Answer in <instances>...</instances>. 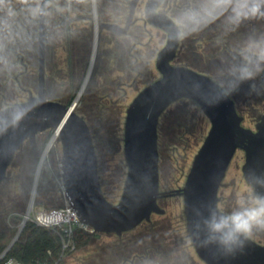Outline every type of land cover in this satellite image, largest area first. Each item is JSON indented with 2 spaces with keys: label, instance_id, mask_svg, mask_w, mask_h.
Returning a JSON list of instances; mask_svg holds the SVG:
<instances>
[{
  "label": "water",
  "instance_id": "1",
  "mask_svg": "<svg viewBox=\"0 0 264 264\" xmlns=\"http://www.w3.org/2000/svg\"><path fill=\"white\" fill-rule=\"evenodd\" d=\"M39 1L36 94L28 92L25 101L6 104L0 110V185L23 143L28 141L36 154V135L52 130L61 145L60 176L65 201L72 208L70 211L76 212L78 220L89 227V234L121 236L142 222H148L152 214L163 215L159 199L178 196L182 198V214L190 244L204 264H264V244L250 237H241L242 244L228 247L206 242L210 235L206 222L214 213L217 217L226 215L218 208V190L237 150L244 154L241 173L245 183L252 189L253 196L264 197V114L255 123L254 130L243 127V118L221 86L206 75L171 65L179 31L166 15L155 13L161 0H147L145 20L163 30L167 40L155 60L159 78L143 87L125 109L122 154L126 173L118 201L109 202L101 190L89 127L75 112L90 69L69 106L45 97L44 11L47 3ZM127 1L129 15L124 28L102 23L99 30L125 33L138 0ZM181 99L190 100L199 107L209 128L192 158L182 187L160 191L157 126L164 111ZM49 176L45 169L44 179ZM35 185L36 181L33 191ZM31 206L32 201L26 213ZM24 223L23 219L0 259L17 240Z\"/></svg>",
  "mask_w": 264,
  "mask_h": 264
},
{
  "label": "rangeland",
  "instance_id": "2",
  "mask_svg": "<svg viewBox=\"0 0 264 264\" xmlns=\"http://www.w3.org/2000/svg\"><path fill=\"white\" fill-rule=\"evenodd\" d=\"M61 4L63 5V2ZM58 5V2H50L52 7L58 8ZM37 9L38 6L36 5L35 15ZM71 15L74 16L72 13ZM34 24V40L28 39L30 46L33 47L32 52L28 57L25 54H19L23 56L25 63L28 62V71L26 76L21 78V87L28 88L33 94L37 89L36 22ZM81 24L78 23V26ZM147 30L151 33V38L150 35L149 37L145 36L142 41L147 42L150 38L147 42L148 48L139 49V51L143 54L144 59L148 58L149 65L146 67L142 62L140 65V67L143 66L141 74L135 78V81H133L134 74L129 71H125L123 75L121 72L111 70L112 63L108 69L107 61L105 63L104 58L114 50L110 44H105L104 39L107 40V34L104 33L97 48L98 54L100 53V67L92 71L95 88H92L89 95L88 83V87L86 86L87 94L85 91L84 95L82 93L79 97L80 106L77 113L84 116L89 126L97 157V172L101 190L104 197L111 203L118 201L126 173L122 154L125 109L139 90L159 77L153 65L155 55L152 52L163 45L164 38L162 33L155 29L148 27ZM46 56L44 75L46 97L69 105L79 92L87 74L90 46H86L85 40L79 36L68 53L66 46L61 43L60 47L49 51ZM13 59L14 63L4 66V70L0 69V110L6 107V104L23 102L27 97L26 93H23L13 81L15 74L23 69L18 59L16 57ZM0 64H2L1 59ZM121 79H124V84L116 88L115 85ZM130 84L131 86H128ZM93 91L94 93H92ZM104 94L109 96L108 99L102 98ZM95 101L102 103L100 108H98L97 103L95 104ZM238 112L243 117L242 126L254 130L257 117L264 112V103L247 102L241 104ZM208 128L207 118L199 107L190 100L181 99L167 108L165 115L161 117L159 122L157 141L160 191L182 187L192 158L201 145ZM54 133L52 130H46L36 135V154H33L28 141H25L14 155L6 171V178L0 185V233L7 234V246L19 230L30 201H32L34 209L38 207L56 208L64 204V194L60 189L61 145L57 138L52 145H48ZM47 147L48 151L43 155L39 169V162ZM243 163L244 154L241 150H237L218 190V208L226 215L239 210L242 206L241 202L247 206L253 197L252 189L245 183L241 173ZM45 169L50 175L47 180L44 179ZM36 175L37 181L33 191ZM158 205L164 210V214L161 217L152 214L150 220L169 221L171 225L169 234L173 240H185L189 246L187 251L194 264H203L195 255L185 230L182 198L178 196L162 198ZM142 229L138 226L128 232L127 235H137V233L142 232ZM249 237L264 244V229L254 228ZM114 243V235L100 234L86 247L67 254L61 264H107L105 251Z\"/></svg>",
  "mask_w": 264,
  "mask_h": 264
},
{
  "label": "flooded vegetation",
  "instance_id": "3",
  "mask_svg": "<svg viewBox=\"0 0 264 264\" xmlns=\"http://www.w3.org/2000/svg\"><path fill=\"white\" fill-rule=\"evenodd\" d=\"M50 2H58V8L50 6ZM61 2L63 0H46L47 6L44 11V54L46 17L49 12L60 15ZM146 2L147 0H138L135 3L128 29L125 33L116 34L106 29L99 30L98 26L104 23L124 28L129 15L128 1L103 0L99 2V6L95 0H89L91 15L89 16L90 58L88 68L90 69V76L86 85L93 80L92 71L100 67V53L98 54L97 48L104 33L107 34V40L104 39L106 41L105 44H110L112 50H114L110 53L111 55L109 54L104 58L105 63L107 61L108 69L112 63L113 67L111 70L121 72L123 75L125 71H129L134 74L133 81H135V77L141 74L143 66L140 67V65H142V62L146 67L149 65L148 58L144 59L143 54L139 51V49L148 48V43L142 41L145 36L149 37L151 35L147 28L161 32L164 38L163 45L152 52L155 55L153 65L156 70L155 60L158 52L166 43L167 34L146 22L144 14ZM255 2L256 0H247L245 5L244 0H231V3L226 4L217 3V0H161L155 9L156 14L163 13L166 15L179 31L178 45L170 64L188 68L211 78L229 95L238 114L241 104L243 105L247 102L264 103V59H261L259 55L261 50L264 49V4L260 5L259 12L253 14L252 6ZM36 5L38 9L35 15ZM39 7V0H4V3L0 5V54H5L9 61L13 57L18 59L23 69L15 74L13 81L23 93H26L27 97L28 92H31L32 95H35L36 92L33 94L28 88L21 87V78L27 74L28 62L25 63L23 56L19 54H25L28 57L30 52H32L33 47L30 46L28 39L30 38V31L35 33L34 22H36L37 41ZM98 11L102 14L101 20H99ZM15 18L20 28L14 26ZM37 48L36 43V54ZM123 80H118V84L115 87H121L124 84ZM93 82L95 84L94 80ZM104 95H102V98L108 99L109 96ZM78 106L79 98L75 108L76 113ZM263 114L264 112L257 117V121ZM80 116L85 120L83 115ZM173 242H176V245L170 263L194 264L187 251L189 246L185 240L180 239ZM155 252L159 253L162 251L156 249ZM184 253L188 255L187 257L190 258L191 262L184 259ZM137 258L138 260L135 261L136 258L133 257L126 264H138L142 261L141 257ZM143 258H146V256Z\"/></svg>",
  "mask_w": 264,
  "mask_h": 264
},
{
  "label": "trees",
  "instance_id": "4",
  "mask_svg": "<svg viewBox=\"0 0 264 264\" xmlns=\"http://www.w3.org/2000/svg\"><path fill=\"white\" fill-rule=\"evenodd\" d=\"M102 1L103 0H95V2H97L99 6V2ZM60 9L61 16L53 12H49L46 17L44 69L47 57L46 53L60 47L61 43L66 46L67 53L74 45V41L78 40L79 36H82V40H85V45L89 46V16L91 15L89 0H63V5H60ZM71 13L74 14V16H72ZM14 15H16V13H14ZM98 15L99 20H101L102 14L99 12ZM32 23L33 22L31 20V24ZM78 23H82L80 25L81 27L78 26ZM14 26H18L20 28L16 18L14 19ZM34 34V32L30 31L29 40H34ZM0 59L2 60V64H0V69L2 70H4V66H6L7 64L14 63V59L9 61V58H7L5 54H0ZM93 80L90 83L88 82L89 95L91 94L90 92L92 88H95V85H93ZM87 87H85L83 95L85 91V94H87ZM44 88L46 96L45 83ZM94 91L92 93H94ZM57 102L62 103L61 101ZM96 103L98 108H100L102 103H100V101H95V104ZM166 111L167 109L164 111L161 117L165 115ZM161 117L159 118V122ZM159 122L157 126V141ZM139 227L143 229L142 232L137 233V235L134 234L133 236H129L127 235L128 232H126L123 233L120 237L114 236V245H111L109 249L106 248L108 250L105 251L107 253V264H126V262L133 257L136 258L135 261L138 260L137 257L142 258V261H140L138 264H171V256H173L174 254L173 251L175 249L174 247L176 245V242H173L174 240L169 234V230L171 228L170 222L165 220L150 221L148 223L144 222L140 224ZM99 236L100 234H89L87 232H84L83 230H76L74 233L75 250L73 252L86 247L94 238ZM7 240V234L4 232L0 233V254L6 249L8 244L6 243ZM156 249L162 252L157 253L155 252ZM59 255L60 244L58 239L51 232L41 227L35 226L30 222H26L22 227L17 240L0 259V264H5V262L9 258L18 260L23 264H61L63 259L58 261ZM145 256L146 258H143ZM183 256H185L184 259L186 261H190V258L187 257L188 255L186 253H184Z\"/></svg>",
  "mask_w": 264,
  "mask_h": 264
},
{
  "label": "clouds",
  "instance_id": "5",
  "mask_svg": "<svg viewBox=\"0 0 264 264\" xmlns=\"http://www.w3.org/2000/svg\"><path fill=\"white\" fill-rule=\"evenodd\" d=\"M4 0H0V5ZM217 3H231V0H217ZM245 5L247 0H244ZM264 0H256L252 6L253 14L260 11V5ZM260 58L264 59V49L259 53ZM239 210L229 215L217 217L215 213L206 222L210 235L206 242H218L226 247L242 244L241 237L251 236L254 228L264 229V197L253 196L247 206L243 205Z\"/></svg>",
  "mask_w": 264,
  "mask_h": 264
},
{
  "label": "built area",
  "instance_id": "6",
  "mask_svg": "<svg viewBox=\"0 0 264 264\" xmlns=\"http://www.w3.org/2000/svg\"><path fill=\"white\" fill-rule=\"evenodd\" d=\"M47 151H48V147L43 151L42 158L38 166L39 169L43 161V157H44L43 155H45ZM35 181H37V175ZM60 189L63 193L62 184ZM71 209L72 208L67 205L66 201H64L63 206L50 208V209L47 208L34 209L31 206L28 212L25 213L23 216L25 223L30 222L35 226L41 227L51 232L58 239L60 244V255L58 261L63 259L67 253H71L75 250L74 233L76 230H83L84 232L87 233L90 231L89 227L82 224L78 220L76 212L74 210L70 211ZM5 264H23V263L18 260L9 258L5 262Z\"/></svg>",
  "mask_w": 264,
  "mask_h": 264
},
{
  "label": "bare ground",
  "instance_id": "7",
  "mask_svg": "<svg viewBox=\"0 0 264 264\" xmlns=\"http://www.w3.org/2000/svg\"><path fill=\"white\" fill-rule=\"evenodd\" d=\"M58 137V135L56 134V132L54 133V135L52 136V138L50 139V142L48 145H52V143L55 141V139Z\"/></svg>",
  "mask_w": 264,
  "mask_h": 264
}]
</instances>
